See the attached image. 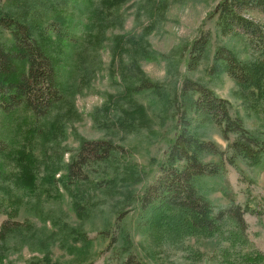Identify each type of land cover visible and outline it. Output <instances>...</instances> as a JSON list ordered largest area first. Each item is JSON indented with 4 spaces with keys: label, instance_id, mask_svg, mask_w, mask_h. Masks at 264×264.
Here are the masks:
<instances>
[{
    "label": "rangeland",
    "instance_id": "374dc122",
    "mask_svg": "<svg viewBox=\"0 0 264 264\" xmlns=\"http://www.w3.org/2000/svg\"><path fill=\"white\" fill-rule=\"evenodd\" d=\"M218 1L0 0L3 11L25 12L43 25L59 15L69 23L64 29L73 41L59 47L62 98L48 114L34 119L22 110L0 112V225L9 210L21 223L0 238V264H120L113 246L106 248L121 224L146 264H264V258L254 259L255 250L264 253V158L250 163L237 157L219 176L197 181L215 209L228 205V195L251 205L252 212L244 215L246 242L233 243L218 234L161 238L155 230L138 227L135 214L136 196L157 176L176 131L174 98L183 77L227 99L231 114L264 141V102L256 97L257 88L245 90L223 71L209 73L218 46L243 62L257 59L241 30L221 34L216 16H209ZM244 16L264 28L263 11ZM200 30L210 40L191 71L185 66L186 52ZM0 39L9 41V34L0 29ZM142 80L157 84L158 90L134 91ZM192 129L225 148L214 123H196ZM81 139L110 141L118 151L107 162L85 167L87 182L69 185L64 164ZM27 157L37 178L31 190L18 179L19 163ZM129 163L138 177L126 185L120 178Z\"/></svg>",
    "mask_w": 264,
    "mask_h": 264
},
{
    "label": "trees",
    "instance_id": "16d2710c",
    "mask_svg": "<svg viewBox=\"0 0 264 264\" xmlns=\"http://www.w3.org/2000/svg\"><path fill=\"white\" fill-rule=\"evenodd\" d=\"M99 1L103 4L113 2ZM255 9L264 12V0L218 1L209 16H216L221 34L241 30L257 59L252 63L243 62L230 49L218 46L214 50L209 73L223 71L245 90L256 87V97L264 102V28L252 18L244 16V13ZM51 16L52 20L43 25L38 20L26 18L25 12L12 13L0 9V29L9 34V41L0 39L2 114L22 110L34 119H41L61 100L59 47L61 44L69 46L73 41L67 38L64 29L69 23L59 15ZM53 21L58 24L57 28ZM209 40V33L200 30L186 52L185 66L188 70H194L204 57ZM53 43H56V47L52 46ZM133 89L136 92L156 91L158 86L142 80ZM174 103L179 111L176 131L157 167V176L144 187L140 196H136L138 227L155 230L157 236L174 241L185 236L210 237L218 234L228 236L226 239L233 243L246 242L248 223L244 215L252 212L251 205L247 202L241 204L234 196L228 195V205L215 209L199 191L197 181L203 177L219 176L224 165H233L237 157L250 163L258 162L264 158V141L246 129L239 115L231 114L227 99L219 97L200 81L183 77ZM206 122L218 126L220 137L226 142L224 149L214 141L195 134L193 125ZM117 148L110 141L81 139L76 151L64 164L63 178L69 185L87 182L85 167L109 161L117 153ZM29 159L27 157L19 163L18 179L25 190L33 189L37 180ZM131 166L130 163L126 165L125 174L120 178L126 185L136 175L138 177ZM59 169L57 167L53 172ZM8 214L9 217L0 225V238L6 232L21 228V223L13 219L16 212L9 210ZM115 223L118 224V221ZM115 230L106 249L113 246L120 264H146L136 253L130 232L122 224L117 225ZM119 241L121 244L116 250L114 245ZM254 253V259L264 258V253L258 250Z\"/></svg>",
    "mask_w": 264,
    "mask_h": 264
}]
</instances>
